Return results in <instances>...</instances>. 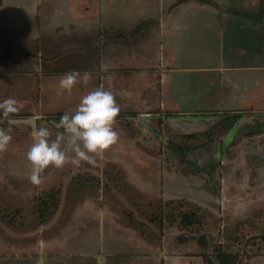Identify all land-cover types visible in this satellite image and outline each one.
<instances>
[{
    "label": "crops",
    "instance_id": "1",
    "mask_svg": "<svg viewBox=\"0 0 264 264\" xmlns=\"http://www.w3.org/2000/svg\"><path fill=\"white\" fill-rule=\"evenodd\" d=\"M53 1L55 7H51L50 15L56 21L61 11L58 5L63 2ZM47 2L50 0H34L30 7L37 11L33 13H38L39 5ZM175 2L86 0L87 5L81 12L71 14L66 41L45 51L39 38L46 25L38 18L39 14L30 18L31 22L35 20L34 25L25 24L26 37L22 41L14 39L8 27L20 26L12 16L21 7H15L11 0H0V53L10 51V56L0 64V84H18L12 89L17 92L14 97L8 96V87L4 90L0 87V101L13 98L18 108L17 112L2 119L32 117L34 123L43 119L54 122L56 127L59 117L74 111L83 95L99 87L111 90L119 105L113 123L117 128L120 115L127 119L140 115L145 121L143 125L134 120L147 128L160 116L166 131V122L177 119L165 118L164 114L170 113L173 117L186 116L183 120L186 128L180 133H197L207 130L224 116L239 115L235 120L230 118L233 123L220 136L216 147H220L232 132L227 143L230 145L242 122L252 123L256 113L264 112V0ZM144 20L150 22L142 25ZM51 28L53 33H60L63 27L61 23H54ZM26 39L30 41L28 44L24 42ZM73 70L80 72L81 77L89 73V79L78 78L70 92L58 94L59 79ZM19 72L26 76L23 82L16 83L12 77ZM28 78L33 85L27 88ZM21 83L23 86L19 87ZM29 90L30 96L24 97ZM72 95L77 98L76 103L65 106L58 102L70 101ZM242 137V142L236 145L246 147L251 141L247 146L255 150L256 134ZM124 142L118 134L110 147L119 150ZM256 148L264 153V142L257 143ZM18 153H12L7 161L0 156V163L7 165L2 170H10L16 176L8 181L15 184L12 188L17 194L16 183L26 185L34 194L38 192L37 187L50 186L51 180L64 170L57 168L50 173L49 165L41 173V183L33 185L27 179L31 165L26 156L23 158ZM249 155L244 156L247 163L253 158ZM139 158L141 164H152V159L156 160L155 156L140 155ZM217 158L226 160L222 151ZM64 165L72 166L70 162ZM154 175L156 183L151 189L141 178L132 180L124 173L120 188L113 182V191L107 196L103 191L99 195L88 194L80 207L77 203L83 183L78 179L69 187L73 178L68 179L61 204L50 220L23 223L21 230L16 227L0 229V264H190L191 257H200L202 252L192 253L184 247L189 239L180 238L179 223H168L176 227L177 232L171 231L169 235L176 244L182 245L177 250L170 248L171 238L165 244L164 224L158 228L155 223H136L145 218L140 213L145 211V204L136 199L137 196L163 194L159 186L163 182V172L159 174L155 170ZM218 175L223 178L225 174L221 170ZM61 176L66 178L64 173ZM102 176L112 178L105 173ZM73 185L80 187L75 189ZM222 189L220 187V192ZM66 194L70 196L66 198ZM136 204L142 210L138 211ZM146 205L152 210V202ZM123 207L130 210V216H120ZM36 208L39 209L38 204ZM84 212L89 213L90 220L84 218ZM96 218L98 223H94ZM150 226L159 234L156 240L149 235L152 233L147 229ZM254 258L264 264L261 251L250 257L249 264L254 263Z\"/></svg>",
    "mask_w": 264,
    "mask_h": 264
},
{
    "label": "rangeland",
    "instance_id": "2",
    "mask_svg": "<svg viewBox=\"0 0 264 264\" xmlns=\"http://www.w3.org/2000/svg\"><path fill=\"white\" fill-rule=\"evenodd\" d=\"M11 1L15 7L21 8L20 11H16L15 15L12 16L17 22H20V26L17 25L14 28L8 27L9 30L11 29L10 36L22 41V38L26 37L24 31L25 24L30 25L31 23V25H34L35 20L31 22L30 18L34 14H39L38 18L42 19V24L46 25V28L43 26V29H41L39 38L41 47L45 51L46 48L48 51L55 49L66 41L69 36L68 32L70 31L69 22L72 20L71 14L75 11L81 12L86 4L84 3L86 0L83 3L79 0L73 2L72 0H62L61 2L63 3L58 5L61 7V11L56 16L57 19L55 21L50 15L51 7L53 9L55 7L53 0L39 5L38 13H33L37 10H33L30 7L34 0ZM152 7L154 8L153 5ZM28 18L29 20H27ZM54 23H61L63 28L60 29V33H53L51 27H53ZM4 25L7 26V23L4 22ZM24 42L28 44L30 41L26 39ZM23 72H19L12 77L16 83L20 80L24 81L23 77L26 75ZM28 81L27 88L33 85L30 78H28ZM17 85L4 83L0 87L3 90L5 89L4 87H8L7 90H9L8 93L10 94L8 96L14 97L17 92H13L12 89ZM20 86H23V84L21 83ZM34 88L33 86V90ZM30 93H32L31 90L24 93V97H29ZM76 99L75 95H72L70 101L59 100L58 102L68 106L76 103ZM256 114L257 116L253 117L252 123L242 122L239 125L240 133L238 132L234 136L230 145L227 143L230 136H232V132L229 133L220 147H216V144L222 135L219 130L223 131V127H221L217 120L214 122L217 124V130L215 128L216 125L212 126V128L209 126L210 137L204 134L188 139L182 137L180 134L186 128L184 127L185 122H183L186 116L165 117L177 119L173 122H166V131H164L162 121L158 122V119L153 120V124H150L147 128L141 126L134 119H125L123 118L124 115H120L117 122L120 126L117 128L116 124H113V130L117 132V136L119 134L121 141L125 140L119 150L109 146L102 156L96 157L94 164L81 162L79 166L64 165L60 167L64 168V170L61 173L59 172V176H55L51 180L50 186L45 187L43 185L44 188L40 187L39 189L37 187L38 192L35 191L34 194H32L26 185L17 183L15 188H18L19 192L18 194L15 193L14 188H12V185L15 186V184L8 181V179L16 178V176L10 170H2L7 165L0 163V229L6 230L9 227H16L18 230H21L24 228L23 223H41L50 220L56 214L61 204L64 197L65 185L70 178H73V181L70 182L69 187L71 183H77L78 179L83 183L81 189H79L80 194L77 203L80 207V204L86 200L88 194L96 195L97 193L99 195L103 191L107 196L108 193L113 191V182L118 184L117 186L120 188L119 183L122 184L121 181H124L122 179L124 173L132 180L141 178L142 181L150 184L151 189H154L156 183L154 174L156 170L159 174L163 172V182L162 185L159 184L163 188V194L156 196V193L153 191L155 194L142 193L140 196H137L136 199L145 204V211H140L142 209H138V204L135 207L145 218L136 223H155L158 228H162L164 224L166 230V236L164 235L165 244L171 238L172 246L170 248H175L176 250L182 245L176 244L173 241V236L169 235L171 231L177 232L174 224L169 225L170 223H179L178 226L181 229L180 238L189 239L184 247L192 253L211 252L214 243H223V247L230 248L233 251L244 250L250 254H257L259 251L264 253V153H260L261 150L256 148L257 143L263 144L264 142V112ZM52 118L49 117L48 119ZM59 120L60 117L58 118ZM38 127L48 128L51 133L50 138H54L56 130H59L55 127L54 122L43 119L37 121L34 125L26 122H9L6 119L0 120V128L7 130L12 137L7 149L0 152L2 159L7 161L8 156L12 153L17 154L18 152V154L23 155V158H25L28 145L31 144V132L33 128ZM150 128L153 130L151 131ZM156 131L158 132L156 133ZM254 131L256 134V142H253L255 150L251 151L252 148H248L247 146L251 141L246 143L247 148L236 145V143L242 142L243 135L253 133ZM241 134L243 135L241 136ZM170 141H175L178 145H188L189 143L194 146L184 150V152L179 151L177 153L174 150L173 142ZM221 151L226 160L217 158ZM249 154L253 155V158L248 159L247 163L244 160V156L247 155L248 157ZM140 155L143 157L155 156L156 160L152 159V164H141ZM250 155L249 158L251 157ZM235 158H237V162L233 160ZM222 161H224V164ZM225 167L226 169H224ZM56 170L57 168L53 166L49 168L50 173H54ZM221 170L225 174L223 178H220L218 175V173H221ZM63 173L66 175V178L61 176ZM102 173L112 175V178H103ZM134 174H136L135 178ZM160 177L161 175H159ZM79 187L80 185L75 187V189ZM220 187H223L222 194ZM58 189L60 193L56 210L52 216L42 219L36 205L38 204L39 206L40 200L48 198L52 202L54 194L51 192ZM111 194L114 195V193ZM69 196L70 194L65 195L66 198ZM147 202H152L153 204V206H150L152 209L150 211L148 210V205H146ZM127 207L130 209L131 206L127 205ZM48 208L47 211H52L51 206ZM128 208L123 207L120 209L121 217L130 216L131 213ZM192 212L198 214L200 217L196 222L197 224L188 228H182L180 224L181 217L184 214ZM84 218L87 220L91 219L87 212H84ZM7 219L10 223L6 221ZM94 223H98V220ZM147 229L152 231L149 235H151L153 240H156L159 234L154 233V228L151 226ZM202 235L206 239V247L201 246L197 241ZM200 257H191L190 264H202ZM184 261H188V259ZM259 262H262V260L254 258L253 264H261Z\"/></svg>",
    "mask_w": 264,
    "mask_h": 264
},
{
    "label": "clouds",
    "instance_id": "3",
    "mask_svg": "<svg viewBox=\"0 0 264 264\" xmlns=\"http://www.w3.org/2000/svg\"><path fill=\"white\" fill-rule=\"evenodd\" d=\"M89 73L70 71L63 74L58 82V94L70 92L78 78L89 79ZM18 111L17 101L7 98L0 101V119L9 117ZM119 112L111 90L96 88L87 92L80 99L72 112H65L56 124L54 138L46 127L33 128L32 143L26 152V159L31 165L27 179L33 185L41 183V173L49 165L60 168L66 162L79 166L81 162L94 164L96 157L117 140L113 130L114 118ZM12 137L0 128V152L5 151Z\"/></svg>",
    "mask_w": 264,
    "mask_h": 264
},
{
    "label": "trees",
    "instance_id": "4",
    "mask_svg": "<svg viewBox=\"0 0 264 264\" xmlns=\"http://www.w3.org/2000/svg\"><path fill=\"white\" fill-rule=\"evenodd\" d=\"M184 0H176L175 4H179L181 2H183ZM203 1V0H201ZM147 22V20H144V22H142L141 24H145ZM10 56V51L8 50H4L0 53V64L2 62H4L6 60V58H8ZM166 117L172 116V114L170 113H165L164 114ZM239 117V115H229V116H224L222 117L218 122L221 125V127H223V131L219 130L222 134L226 133L227 130L230 129L231 125H232V120H230V118L232 119H237ZM161 118L162 117H158L156 119H158V122H161ZM127 119V118H125ZM5 120V119H3ZM216 125V130H217V124H212L210 127L212 128V126ZM210 127L202 132H197V133H180L182 135V137L188 138V139H192L194 137H198L199 135H206L207 137H210L209 134V129ZM217 132V131H215ZM256 132H258V130H256ZM255 134V131L253 132ZM173 142L174 145V150L175 152L179 153L180 152H184V150L190 149L192 148L194 145L193 144H189L188 145H178L175 141H170ZM180 149V150H179ZM182 150V151H181ZM52 194H54V199L52 200V202L49 201L48 199H44V200H40L39 202V212H40V216L42 219H46L47 217H50L53 215L54 211L56 210L57 206H58V196L60 193V190L58 189L57 191H52ZM51 206L52 211H47V208ZM49 209V208H48ZM199 215L196 213H189V214H184L181 219H180V224L181 227L185 228V227H190V226H195L197 223V221L199 220ZM198 243L203 246L206 247V239L204 237V235H202L198 240ZM223 243H214L211 252H202L200 253L203 261L205 264H249V259L253 254H250L248 251H233L230 248L227 247H223L222 245ZM243 249V248H242ZM250 254V255H248Z\"/></svg>",
    "mask_w": 264,
    "mask_h": 264
},
{
    "label": "water",
    "instance_id": "5",
    "mask_svg": "<svg viewBox=\"0 0 264 264\" xmlns=\"http://www.w3.org/2000/svg\"><path fill=\"white\" fill-rule=\"evenodd\" d=\"M133 119H137L142 125L145 123V121L142 119V117L140 115H137V116H134V117H131ZM9 122H27V123H30V124H33L34 123V119L32 117H27V118H13V119H9L8 120Z\"/></svg>",
    "mask_w": 264,
    "mask_h": 264
}]
</instances>
